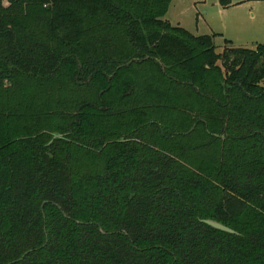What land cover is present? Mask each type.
I'll list each match as a JSON object with an SVG mask.
<instances>
[{"label": "trees", "instance_id": "1", "mask_svg": "<svg viewBox=\"0 0 264 264\" xmlns=\"http://www.w3.org/2000/svg\"><path fill=\"white\" fill-rule=\"evenodd\" d=\"M170 2L0 0V264H264V44Z\"/></svg>", "mask_w": 264, "mask_h": 264}, {"label": "rangeland", "instance_id": "2", "mask_svg": "<svg viewBox=\"0 0 264 264\" xmlns=\"http://www.w3.org/2000/svg\"><path fill=\"white\" fill-rule=\"evenodd\" d=\"M227 3L171 0L163 19L194 35L215 34L218 52L223 50L225 39L236 47L264 44V0H227Z\"/></svg>", "mask_w": 264, "mask_h": 264}, {"label": "water", "instance_id": "3", "mask_svg": "<svg viewBox=\"0 0 264 264\" xmlns=\"http://www.w3.org/2000/svg\"><path fill=\"white\" fill-rule=\"evenodd\" d=\"M204 223H206L207 225L215 228V229H218V230H221V231H224V232H228V233H235L234 230H232L231 228L225 226L224 224L220 223V222H217V221H214V220H211V219H206V220H203ZM25 255H23L24 257Z\"/></svg>", "mask_w": 264, "mask_h": 264}, {"label": "crops", "instance_id": "4", "mask_svg": "<svg viewBox=\"0 0 264 264\" xmlns=\"http://www.w3.org/2000/svg\"><path fill=\"white\" fill-rule=\"evenodd\" d=\"M220 1H221V0H218V4L220 3ZM224 1L227 3V0H224ZM236 3H237V2H236ZM227 4H228V3H227ZM227 4H226V5H227ZM225 7H226V6H225Z\"/></svg>", "mask_w": 264, "mask_h": 264}]
</instances>
